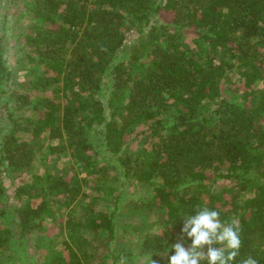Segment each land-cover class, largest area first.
I'll use <instances>...</instances> for the list:
<instances>
[{
  "label": "trees",
  "instance_id": "16d2710c",
  "mask_svg": "<svg viewBox=\"0 0 264 264\" xmlns=\"http://www.w3.org/2000/svg\"><path fill=\"white\" fill-rule=\"evenodd\" d=\"M9 4L23 8L0 17V254L22 251L42 229L53 236L36 243V264H85L91 255L100 264H151L150 257L167 264L181 217L199 205L223 221L238 220L236 264L248 255L264 264V0ZM9 25L20 29L16 69L6 58ZM232 70L237 79L226 84ZM21 75L25 90L14 91L11 103L4 85ZM30 109L39 116L25 117ZM141 135L143 158L130 150ZM98 148L112 156L105 165ZM48 150L74 162L62 172L32 174L31 185L18 182ZM110 168L116 174L109 177ZM132 179L153 183L143 202L164 231L145 232L136 253L114 252L116 213L102 192L112 185L117 203ZM64 231L69 236L60 241L55 233Z\"/></svg>",
  "mask_w": 264,
  "mask_h": 264
},
{
  "label": "rangeland",
  "instance_id": "374dc122",
  "mask_svg": "<svg viewBox=\"0 0 264 264\" xmlns=\"http://www.w3.org/2000/svg\"><path fill=\"white\" fill-rule=\"evenodd\" d=\"M9 0H3L1 10H0V17L4 20L5 13L10 10L11 16L13 13L15 16H17L20 11L17 10L15 6L9 7ZM12 12V13H11ZM11 18V17H10ZM19 24H22V28L24 26H29L28 22L21 23L17 20ZM19 28H13L10 25L6 29V58L8 61V65L12 69H16L18 66V53H17V35L16 33L19 31ZM187 42L189 44H192L194 46L195 38L192 36L186 37ZM130 56H128V59ZM119 60H124L123 56L118 57ZM133 68H139L140 63H131ZM22 70H17V74H23ZM112 77L108 76L104 83V89H103V99L105 101V104L108 105L109 100V91L111 89L112 85ZM25 77L21 75V77L16 78L14 76L7 84L4 85V90L6 91L5 97H9V100L11 103L14 102L15 97L13 95V92H21L24 91L25 88L20 86V82L23 81ZM237 79L236 72L234 70L227 73L225 77V83L229 84L230 82H233ZM4 103V102H2ZM109 111V109H108ZM39 111H35L33 109H30L24 113V116L27 118H37L39 116ZM7 116H3V124L4 121L7 124L6 120ZM141 129L143 127H140ZM44 139V138H42ZM38 140H41L39 138ZM146 137L141 135L139 136L138 140H133L130 143V150L133 153H137L141 156V158L144 157L146 151L145 148H148V144H146ZM54 142H60V140H56ZM45 146H47L48 142L44 141ZM99 155L97 156L99 159V165H105V161L103 162V158L111 159L112 156L107 153L103 152L101 148H98ZM74 162V158H72L69 153L62 154L60 157H58L56 154H53V150H48L46 152H42L38 155L37 159L35 160L34 164L32 165L31 169L26 170L25 172L19 174L18 176V182L31 185L33 183V180L30 179L31 175L34 173H46L48 171L51 172H62L64 168L71 165V163ZM107 165V163H106ZM115 167V166H114ZM75 170L79 171L80 177H85L88 174V171L81 168L79 165H76L74 167ZM116 174V170L111 169L109 170V174L107 176H114ZM113 180V179H111ZM7 185L9 186L10 183L7 181ZM112 185L108 184L107 188L104 189L102 192L105 202L108 204L107 206L116 213V223H117V232L116 237L112 243V249L114 252L122 251V249H129L130 251L136 253L138 252L137 243L140 242V239L143 237V234L147 231L151 232H162L163 230V219L159 218L158 214H155L154 211L150 212L147 210V205L143 202V200H148L153 196V183H137L134 181V179L129 180L125 190L122 192L119 202H114L115 196L117 192L111 188ZM12 193V190L10 191ZM36 202H39V199L35 200ZM84 204V203H82ZM64 214L59 215L60 217H65L66 212H63ZM55 229V228H53ZM56 230V229H55ZM40 230V232L37 233L34 237L31 236L27 240V246L25 247L24 252L17 251L14 254L11 255H5L0 254V264H36V260H38V254H39V246L36 245L38 242L40 245L43 244V242H46V240L50 237H52L53 232H48ZM55 233V232H54ZM59 236V239L63 237H68L69 232H56ZM52 235V236H51ZM34 238V239H33ZM176 238L171 242L175 243ZM101 250H104V248H101ZM42 251V250H41ZM27 256H30L32 260H27ZM29 259V258H28ZM32 261V262H31ZM136 264H147L148 261L146 259H139L136 258L135 262ZM85 264H100L99 260L95 258L94 255L87 256L85 258ZM122 264V263H121Z\"/></svg>",
  "mask_w": 264,
  "mask_h": 264
},
{
  "label": "clouds",
  "instance_id": "9594fccd",
  "mask_svg": "<svg viewBox=\"0 0 264 264\" xmlns=\"http://www.w3.org/2000/svg\"><path fill=\"white\" fill-rule=\"evenodd\" d=\"M182 226L167 264H236L242 247L241 226L236 218L221 220L220 212L196 206L192 214H184ZM151 264L157 262L151 259ZM240 264H259L256 257L241 258Z\"/></svg>",
  "mask_w": 264,
  "mask_h": 264
}]
</instances>
